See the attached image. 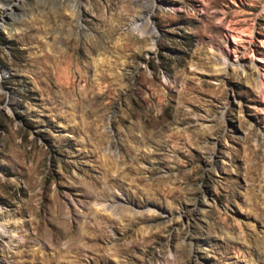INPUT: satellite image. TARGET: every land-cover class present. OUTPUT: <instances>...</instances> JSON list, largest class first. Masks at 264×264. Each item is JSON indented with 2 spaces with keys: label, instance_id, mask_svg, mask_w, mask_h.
Returning a JSON list of instances; mask_svg holds the SVG:
<instances>
[{
  "label": "rangeland",
  "instance_id": "obj_1",
  "mask_svg": "<svg viewBox=\"0 0 264 264\" xmlns=\"http://www.w3.org/2000/svg\"><path fill=\"white\" fill-rule=\"evenodd\" d=\"M263 51L264 0H0V260L70 258L64 227L100 264H264Z\"/></svg>",
  "mask_w": 264,
  "mask_h": 264
},
{
  "label": "bare ground",
  "instance_id": "obj_2",
  "mask_svg": "<svg viewBox=\"0 0 264 264\" xmlns=\"http://www.w3.org/2000/svg\"><path fill=\"white\" fill-rule=\"evenodd\" d=\"M204 2H210V0H204ZM17 20V19H16ZM15 25V23H14ZM141 24L139 23H136V29H140L138 28ZM1 26H3V22L1 24ZM11 26V25H10ZM243 32V31H241ZM253 32V31H252ZM242 34V33H241ZM244 34V32H243ZM249 34V33H248ZM247 34V35H248ZM251 34V33H250ZM249 34V35H250ZM253 34V33H252ZM142 35V34H141ZM240 36V35H239ZM238 36V37H239ZM232 37H236L237 38V35H234L232 33ZM254 37V36H253ZM250 38H251V35H250ZM230 49V48H229ZM228 48L227 49H222V55L224 56H227L229 57V54H230V50ZM259 53V52H258ZM255 54V52H254ZM257 56V58L262 62V66L261 68H263L264 70V51L261 52L260 54H255ZM224 61H225V66L227 67L230 63V60L229 59H224L223 58V66H224ZM238 67H242L241 64L238 65ZM260 80H259V88H260V92L262 94V96L264 97V71L261 73V76H259ZM156 109V108H155ZM75 127V126H74ZM88 129V128H87ZM87 131V130H86ZM92 135H94V133H92ZM97 136V135H96ZM82 144V143H81ZM113 200V199H112ZM108 201V200H107ZM114 201V200H113ZM111 202V201H110ZM102 204L104 206H106L107 204L104 202H102ZM109 207H111V210L113 211L115 209L116 206H119V207H129V205L127 203H123L121 202L120 200H117L115 203H112L110 205H108ZM105 207V208H109V207ZM1 212V211H0ZM2 216V215H1ZM110 219V218H109ZM18 220V219H17ZM16 220V221H17ZM5 221V220H4ZM19 221V220H18ZM51 222V219L49 218H46L43 222V224H49ZM21 224H19L18 226L21 228L20 226ZM41 225H42V222L41 220L37 222V225H36V229L38 230L37 232V237L35 239H33L35 242H36V245L35 246H39L40 244H43V246H47L49 244H47V242H45L44 240L40 239L39 235L42 236L44 234H41ZM8 222H0V231H8ZM68 228H64V227H61L59 228V231H58V237H52L49 242L50 243H54L58 238H61V237H65V236H70L69 237V240L70 241H73L74 239H76V244L75 247H71V250H69L67 253L69 254L70 252H72V254L70 255V258H68V255L65 253L63 254L62 251H55L54 254H50V253H46V251H44L42 248L40 249H35V253L33 254L34 256V260L36 261L38 258L39 259V262H41V264H52V263H58V264H80V259L82 258L83 255L85 254H94V257L92 258V261H91V264H100V263H107V262H111V260L109 259V256H107L106 254H102L101 251H102V247H99L97 243H99V241H102L105 237L102 233H99V234H95L93 236H82V235H79V236H76L75 234L72 235V233L68 232ZM19 231V230H18ZM91 242H95L94 244H91ZM26 244L24 243H21V245L19 246H24ZM105 249V248H104ZM96 251L97 253H95L94 251ZM20 253V252H19ZM123 253H126L123 251ZM112 255V254H111ZM84 257V256H83ZM34 261V262H35ZM0 264H7L5 260H0Z\"/></svg>",
  "mask_w": 264,
  "mask_h": 264
}]
</instances>
